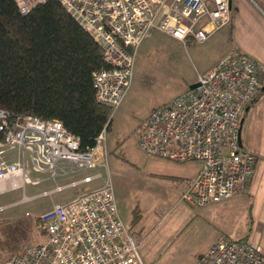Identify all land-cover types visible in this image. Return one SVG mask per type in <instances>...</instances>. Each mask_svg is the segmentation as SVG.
<instances>
[{"label":"built area","instance_id":"1","mask_svg":"<svg viewBox=\"0 0 264 264\" xmlns=\"http://www.w3.org/2000/svg\"><path fill=\"white\" fill-rule=\"evenodd\" d=\"M49 0H13L19 14ZM98 45L104 67L91 75L96 103L115 109L129 88L137 49L153 31L182 44L203 43L229 21L228 0H55ZM264 65L238 51L196 75V86L153 108L138 138L141 150L199 168L179 199L189 206L216 203L245 190L255 156L238 142L240 115L260 93ZM80 149L78 138L56 119L0 109V180L12 188L56 181L41 194L72 189L67 200L37 215L43 240L1 264H144L121 220L112 185H82L100 177L101 145ZM36 174V175H34ZM28 198L22 195L20 202ZM0 209H2L0 207ZM218 236L193 264H263L264 238Z\"/></svg>","mask_w":264,"mask_h":264},{"label":"rangeland","instance_id":"2","mask_svg":"<svg viewBox=\"0 0 264 264\" xmlns=\"http://www.w3.org/2000/svg\"><path fill=\"white\" fill-rule=\"evenodd\" d=\"M236 11L238 23L233 26L239 29L250 24L255 30L241 41L247 46L248 56L264 65V22L248 20L246 12ZM234 31L228 34L222 28L203 43L185 44L158 31L151 32L137 49L129 88L113 109L108 130L102 135L104 167L86 173H99L100 177L82 185L85 189L96 188L109 179L119 216L144 264H193L220 235L245 240L254 235H259L255 239L264 238L256 223L259 211L264 215V90L249 111L240 115V145L255 156V169L248 188L246 182L244 191L229 198L203 206L185 204L179 199L185 183L179 179L195 174L199 163L152 157L138 144L149 112L185 91L198 73L234 48L239 43ZM259 78L264 83V70ZM66 178L59 183L73 177ZM47 183H27L23 190L0 193V264L7 256L37 243L39 236L43 238L37 215L52 202L70 197L72 189L41 194L52 188ZM22 195L28 199L20 202ZM132 216L138 219L134 226L127 223Z\"/></svg>","mask_w":264,"mask_h":264},{"label":"trees","instance_id":"3","mask_svg":"<svg viewBox=\"0 0 264 264\" xmlns=\"http://www.w3.org/2000/svg\"><path fill=\"white\" fill-rule=\"evenodd\" d=\"M103 67L98 45L57 1L19 14L13 0H0V109L56 119L90 148L113 111L94 99L91 75Z\"/></svg>","mask_w":264,"mask_h":264},{"label":"crops","instance_id":"4","mask_svg":"<svg viewBox=\"0 0 264 264\" xmlns=\"http://www.w3.org/2000/svg\"><path fill=\"white\" fill-rule=\"evenodd\" d=\"M234 2V3H233ZM239 10L242 11V12H246L247 13V19L248 20H260V22H264V0H229V21L227 23V25H225L224 27H221L220 29H224L226 30V32L231 33L233 32L234 30L236 31V37H237V41H239V43H235V45L233 46L234 48H229L231 50H228L229 52L230 51H238L242 54H244L245 56L249 57L248 55L249 52L246 50L247 46L244 45L241 41L246 39V37H249L250 34H255V30L254 28L250 25V24H247L248 26H244L243 28H239V29H236L233 24L235 22V24L238 23V18L236 17L237 16V11L236 10ZM253 15V18H251L250 16ZM262 18V19H261ZM220 29H218L217 31H219ZM216 31V32H217ZM234 31V32H235ZM215 33V32H214ZM213 33V34H214ZM227 51V52H228ZM227 52H224L223 54H226ZM228 52V53H229ZM222 55V54H221ZM251 58V57H249ZM253 59V58H251ZM255 60V59H253ZM255 101V100H254ZM253 101V102H254ZM252 107V103L251 105H249L245 110V111H249V109ZM247 111V112H248ZM240 137H241V125H240ZM240 142H241V138H240ZM190 162H193V161H190ZM185 163H189V162H185ZM255 165H256V161H255ZM254 169H255V166H254ZM197 172V171H196ZM196 174V173H195ZM195 174L193 173V175H189V176H183L181 177L179 180H182L183 183H185L184 185V188L181 189L180 193L187 187V185L189 184V182L191 181V179L195 176ZM66 180L67 178H59L58 180L56 181H45L44 183L48 182L47 184H52L53 186L55 184H60L59 182L61 180ZM70 180V179H69ZM250 180H251V177L246 181L247 182V188L250 184ZM68 182V181H66ZM64 183V182H63ZM62 183V184H63ZM52 186V187H53ZM12 189H17V188H12L11 186V180L6 178V179H2L0 180V193L4 192V191H7V190H12ZM51 189V188H50ZM72 196V192L70 193V197ZM69 197V198H70ZM68 199V198H67ZM65 199V200H67ZM64 200V201H65ZM20 201V200H19ZM116 201V200H115ZM63 202V201H62ZM54 204V202H52ZM211 204V203H210ZM117 205V204H116ZM118 206V205H117ZM48 208V207H47ZM46 208V209H47ZM262 209V208H261ZM118 210V208H117ZM41 213V212H40ZM139 217L141 218V216L139 215ZM131 221V218L128 219V222L127 223H130ZM256 223L258 225H260L261 228H258V229H261L262 232H264V215L262 214L261 211H259V214L257 216V219H256ZM134 226V225H133ZM237 239H240V238H237ZM43 240V238L41 236L38 237V240H37V243L41 242ZM35 243V244H37ZM211 245V244H210ZM209 245V246H210ZM208 246V247H209ZM207 247V248H208ZM20 251V250H19ZM18 251V252H19ZM205 252V251H204ZM16 253V252H15ZM203 252L199 253L197 255V257L202 254ZM196 257V258H197ZM194 263V262H193Z\"/></svg>","mask_w":264,"mask_h":264},{"label":"water","instance_id":"5","mask_svg":"<svg viewBox=\"0 0 264 264\" xmlns=\"http://www.w3.org/2000/svg\"><path fill=\"white\" fill-rule=\"evenodd\" d=\"M228 4H229V0H228ZM196 86V83H193L191 85L188 86V89H192ZM260 90H264V83L261 85V88ZM240 125H241V122L239 120V129H238V142L240 144ZM264 264V263H263Z\"/></svg>","mask_w":264,"mask_h":264}]
</instances>
